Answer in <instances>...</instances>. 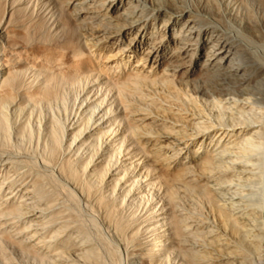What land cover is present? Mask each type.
<instances>
[{"label":"bare ground","instance_id":"bare-ground-1","mask_svg":"<svg viewBox=\"0 0 264 264\" xmlns=\"http://www.w3.org/2000/svg\"><path fill=\"white\" fill-rule=\"evenodd\" d=\"M0 164V264H264V0H0Z\"/></svg>","mask_w":264,"mask_h":264},{"label":"rangeland","instance_id":"rangeland-1","mask_svg":"<svg viewBox=\"0 0 264 264\" xmlns=\"http://www.w3.org/2000/svg\"><path fill=\"white\" fill-rule=\"evenodd\" d=\"M2 1H4V0H1V2ZM188 52V54H190V55H194V53H195V51L193 50V49H190L189 51H187ZM2 166V167H1ZM4 169V167H3V165H1L0 164V170H3ZM6 176V177H5ZM16 175H5V174H3V171H0V177L1 178H3L2 180L3 181H1L0 183V190H1V193L0 194H4V197L3 198H5L6 197V199H8V201L10 200V201H15L16 199H18V201L19 200H22L21 202H23V200H25L24 202H27L28 200L26 199V197L24 196V194H22V191H20L21 189V187H19L20 186V183H21V181H22V179H24L25 180V178L24 177H22V176H20V177H18L17 176V178H18V180H19V182H18V180H17V182L15 183L14 182V180L15 179H17L16 177H15ZM1 178H0V180H1ZM20 178V179H19ZM22 178V179H21ZM14 179V180H13ZM27 180V179H26ZM23 183H25V182H23L22 181V183L21 184H23ZM14 184V185H13ZM21 186H23V185H21ZM1 195V196H2ZM6 195V196H5ZM21 195V196H20ZM23 195V196H22ZM10 196V197H9ZM20 196V197H19ZM8 197V198H7ZM15 199H14V198ZM10 198H12V199H10ZM58 205H59V207H61V208H65L66 206H68V201H67V198H66V196H64L63 194H58ZM17 201V200H16ZM60 208V209H61ZM64 208L62 209V210H64ZM72 209V210H71ZM71 210V214L73 215V216H75V217H77V218H79V219H81L82 221H84V223L86 224L85 226L87 227V229H89V231L91 232H94V231H96V230H98L99 232H98V234L99 235H103V239L105 240V238H106V243L107 242H110L111 244H112V242H111V240H110V238H109V236H108V234H107V232H106V230L105 229H103L100 225H99V227H98V225L97 224H90L91 222H87V217H88V214L85 212V210H83V208H81V209H76V210H74L73 211V208H70V209H65L64 211L65 212H69ZM40 213V214H39ZM38 214V215H37ZM87 215V216H85V215ZM40 216H41V218H40ZM44 217V218H43ZM81 217V218H80ZM84 218H86V220L84 219ZM38 219V220H37ZM47 219V217H45V213L44 212H40V209L39 208H37V206H33V209L32 210H30V212L28 213V214H26V216H22V218H20L19 220H18V223H16V227H15V231H14V233L13 232H11L10 230V228L8 227L9 226V223L7 224V225H5L6 224V222L5 223H3L2 221L0 222V228H3V227H7L5 230L7 231H5L4 230V232L6 233V235L7 234H9V237L11 236V237H13V238H17L18 239V241H20V242H27V241H29L27 238H29L30 237V235H32L33 236V234H35L36 236H38L39 234L41 235V231L43 230L42 228H41V226L40 225H42V223H44V221ZM22 223H21V222ZM37 221V222H36ZM1 223H3V225L1 226ZM94 226L97 228L96 230L94 229ZM101 227V229H99ZM4 229V228H3ZM33 229V230H32ZM42 229V230H41ZM36 230V233H34L33 231H35ZM40 230V231H39ZM105 230V231H104ZM31 231H32V233H31ZM4 232H0V243H2L1 245L3 246V248L5 249H7V252L9 253V254H11V255H13L12 254V250L10 249V248H8V247H6L7 246V244H6V242L4 241V238H3V236L5 237L6 235L4 234ZM9 232V233H8ZM29 232H30V234H29ZM3 233V236L1 235ZM37 233H39V234H37ZM27 236H26V235ZM29 235V236H28ZM3 238V239H2ZM23 239H24V241H23ZM27 239V240H26ZM107 245H109L108 243H107ZM102 253H103V255H101L102 256V263H103V261H104V264H123V262H121L120 261V259H119V257H122V253H121V251H120V249H118L117 250V252H114L113 254H115V256H113L112 255V257H113V259H114V257L116 258V263L113 261V259H112V257H110V256H107L106 255V251L105 250H103L102 251ZM105 253V254H104ZM14 256V255H13ZM15 257V260L19 263L20 262V260H21V258H18V256H14ZM110 257V258H109ZM112 259V260H111ZM117 259H119V260H117ZM115 260V259H114Z\"/></svg>","mask_w":264,"mask_h":264}]
</instances>
